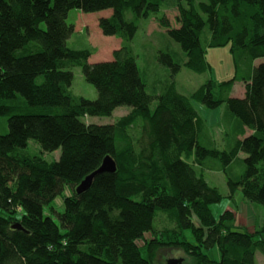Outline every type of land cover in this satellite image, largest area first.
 <instances>
[{"label": "trees", "instance_id": "trees-1", "mask_svg": "<svg viewBox=\"0 0 264 264\" xmlns=\"http://www.w3.org/2000/svg\"><path fill=\"white\" fill-rule=\"evenodd\" d=\"M166 1L0 0V117L9 127L0 134V264H156L163 248L184 250L193 264H256L257 252L264 256V226L235 229L233 210L217 219L211 207L223 195L202 174L224 172L230 197L240 189L247 201L264 206V62L255 64L264 59V0H176L179 27L167 16L159 25L181 46L185 66L198 74L210 70L202 44L207 29L208 47L230 46L236 73L190 95L173 81L154 96L132 46L138 25L127 14L148 19ZM74 9L112 10L99 27L121 40L113 60L90 63L92 49L69 47ZM158 59L172 78L181 72L171 54ZM77 67L97 99L72 91ZM236 82L245 86L243 98L232 96ZM197 105L225 108L223 149ZM123 106L131 111L113 124L86 122ZM32 140L43 152L61 149L59 160L28 152ZM107 157L116 172L98 174L78 194ZM59 196L64 211L53 207ZM159 214L168 222L162 229L155 224ZM215 247L219 261L205 252Z\"/></svg>", "mask_w": 264, "mask_h": 264}, {"label": "rangeland", "instance_id": "rangeland-1", "mask_svg": "<svg viewBox=\"0 0 264 264\" xmlns=\"http://www.w3.org/2000/svg\"><path fill=\"white\" fill-rule=\"evenodd\" d=\"M176 0H167L160 12L151 16L148 19L136 20L132 14H127V18L134 21L138 25V31L132 41L134 53L137 58V64L140 69L142 78L146 84V90L149 94L157 96L163 94L166 89L174 81L179 92L190 95L195 92L200 86L209 80L227 81L235 76V64L230 46L211 48L207 46L210 39L209 30L202 38V44L206 49V58L211 68L206 73L198 74L185 66L187 56L183 52L181 46L176 43L169 35L168 30L159 25V19L167 16L174 28H178L179 24L176 22L178 15V8L175 5ZM187 6L186 3H184ZM112 15V10H105L97 13L86 14L80 10H71L68 15L67 22L75 26V32L68 41V45L75 49H92L93 56L90 58V63L107 62L113 60V53L117 50L121 40L116 37H108L103 35L99 20L103 17ZM120 48V47H119ZM171 54L174 60L182 65L181 72L172 78L171 70L159 62L160 53ZM264 62V59H259L255 62L256 65ZM74 81L72 84V91L75 95L84 97L89 100H95L98 97L95 87L86 82L82 69L77 67L73 70ZM232 96L236 98H243L245 96V86L243 82H236ZM157 106V101H154L152 110ZM201 116L207 121L209 128L218 142L220 149L224 148L223 134L225 131V122L223 121V113L225 108L221 110L210 111L202 106L197 105ZM131 111L130 107L123 106L117 108L111 117H88L86 122L89 124H113L120 117L128 114ZM9 132L7 118L0 117V134H7ZM28 152L34 154H41L47 161L53 162L59 160L61 156V149L55 152H43L42 147L35 141H30L26 149ZM243 158L245 154H241ZM237 171L243 172V168L235 167ZM198 171H201L198 168ZM206 181L213 187H217L223 199L220 203L212 205L211 209L214 216L219 219L220 216L227 210L235 212V219L229 224L233 225L237 230H259L264 226V206L257 203L247 201L242 191L237 190L233 197H230V189L227 182V176L220 170H205L202 172ZM69 196L70 191L66 190L63 196ZM54 209L57 211H64L63 197L59 196L54 204ZM45 214L51 216L50 210L45 209ZM160 217L156 220L158 229L167 226L166 217L159 214ZM187 238L194 243V238L190 230L186 231ZM151 233H146L145 238H151ZM261 237V236H259ZM258 237V238H259ZM142 244V242H140ZM211 259L219 261L221 259L220 251L217 247L210 251H205ZM143 255H147L146 249H142ZM172 261H178L180 264H193L194 259L184 250L175 248L160 249L156 264H170ZM256 264H264V256L261 252L256 254Z\"/></svg>", "mask_w": 264, "mask_h": 264}, {"label": "water", "instance_id": "water-1", "mask_svg": "<svg viewBox=\"0 0 264 264\" xmlns=\"http://www.w3.org/2000/svg\"><path fill=\"white\" fill-rule=\"evenodd\" d=\"M116 170H117V166L115 161L111 157L105 158L102 166L97 171L86 177V179L81 183V185L77 188V193L81 194L82 192L87 191L92 185L94 178L98 174L105 172L115 173ZM170 264H180V263L178 261H172Z\"/></svg>", "mask_w": 264, "mask_h": 264}, {"label": "crops", "instance_id": "crops-1", "mask_svg": "<svg viewBox=\"0 0 264 264\" xmlns=\"http://www.w3.org/2000/svg\"><path fill=\"white\" fill-rule=\"evenodd\" d=\"M120 46H121V45L119 44V46L117 47V49H119Z\"/></svg>", "mask_w": 264, "mask_h": 264}]
</instances>
